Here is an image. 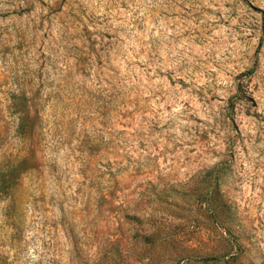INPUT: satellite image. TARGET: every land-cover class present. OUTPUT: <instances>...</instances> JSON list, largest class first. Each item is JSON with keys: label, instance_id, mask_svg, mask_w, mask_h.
Listing matches in <instances>:
<instances>
[{"label": "rangeland", "instance_id": "rangeland-1", "mask_svg": "<svg viewBox=\"0 0 264 264\" xmlns=\"http://www.w3.org/2000/svg\"><path fill=\"white\" fill-rule=\"evenodd\" d=\"M0 264H264V0H0Z\"/></svg>", "mask_w": 264, "mask_h": 264}]
</instances>
